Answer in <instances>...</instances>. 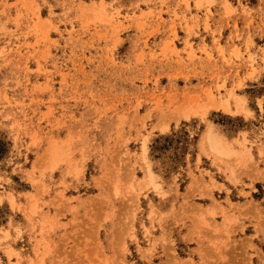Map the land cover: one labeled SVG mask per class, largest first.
Instances as JSON below:
<instances>
[{
	"label": "rangeland",
	"instance_id": "1",
	"mask_svg": "<svg viewBox=\"0 0 264 264\" xmlns=\"http://www.w3.org/2000/svg\"><path fill=\"white\" fill-rule=\"evenodd\" d=\"M263 220L264 0H0V264H264Z\"/></svg>",
	"mask_w": 264,
	"mask_h": 264
},
{
	"label": "bare ground",
	"instance_id": "2",
	"mask_svg": "<svg viewBox=\"0 0 264 264\" xmlns=\"http://www.w3.org/2000/svg\"><path fill=\"white\" fill-rule=\"evenodd\" d=\"M210 144L212 145L211 146V148H213L214 147V149H216V150H219L220 148V143L219 142H217V141H215V140H213V139H210ZM209 145V144H208ZM222 149V148H221ZM224 151L226 150L227 151V149H223ZM218 152V151H217ZM235 154V153H234ZM236 155V154H235ZM219 156V155H218ZM229 156H231V155H229ZM237 156H239V154L237 155ZM242 158L243 157H238L236 160L238 161V159H239V161H242L243 162V160H242ZM235 159H233V160H235ZM230 162V161H229ZM234 162V161H233ZM232 166V165H231ZM237 167V166H236ZM148 178H149V176H148ZM180 210V209H179ZM264 221V220H263ZM263 223V222H262ZM263 228V227H262ZM211 233V232H210ZM127 234V233H126ZM207 235V234H206ZM220 235V234H219ZM208 236V235H207ZM217 236V235H216ZM223 236V235H222ZM221 236V237H222ZM210 237V236H209ZM121 238V237H120ZM211 240V239H210ZM119 242V241H118ZM218 244V243H217ZM221 245V244H220ZM205 252V251H204Z\"/></svg>",
	"mask_w": 264,
	"mask_h": 264
},
{
	"label": "crops",
	"instance_id": "3",
	"mask_svg": "<svg viewBox=\"0 0 264 264\" xmlns=\"http://www.w3.org/2000/svg\"><path fill=\"white\" fill-rule=\"evenodd\" d=\"M235 168V167H234ZM241 168H243V165L242 164H238L237 165V171L240 170Z\"/></svg>",
	"mask_w": 264,
	"mask_h": 264
}]
</instances>
